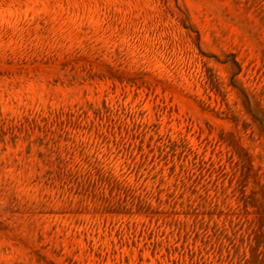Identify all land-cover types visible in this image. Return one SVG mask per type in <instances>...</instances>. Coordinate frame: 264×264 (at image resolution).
<instances>
[{"label":"rangeland","instance_id":"obj_1","mask_svg":"<svg viewBox=\"0 0 264 264\" xmlns=\"http://www.w3.org/2000/svg\"><path fill=\"white\" fill-rule=\"evenodd\" d=\"M0 264H264V0H0Z\"/></svg>","mask_w":264,"mask_h":264}]
</instances>
